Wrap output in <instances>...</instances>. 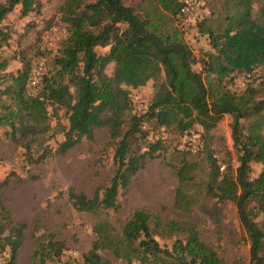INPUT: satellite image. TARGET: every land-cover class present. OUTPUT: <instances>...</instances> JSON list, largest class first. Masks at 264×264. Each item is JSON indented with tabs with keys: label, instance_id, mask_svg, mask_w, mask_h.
<instances>
[{
	"label": "trees",
	"instance_id": "obj_1",
	"mask_svg": "<svg viewBox=\"0 0 264 264\" xmlns=\"http://www.w3.org/2000/svg\"><path fill=\"white\" fill-rule=\"evenodd\" d=\"M209 1L219 2L217 14L211 12L196 26L211 48L197 58L175 22L181 0H63L60 21L67 34L49 57L37 91L27 92L31 63L24 56H20L21 67L9 75L10 83L0 87V96L10 99L0 106V126L8 127L6 135L25 149L29 163L65 155L83 139L92 140L97 129L108 132L114 164L108 181L91 195L73 189L66 195L76 210L94 217L93 240L81 264H110L103 250L127 264H264V98L259 97L264 94V3ZM17 5L22 16L40 8L39 0H4L0 25ZM8 37L0 26V47ZM97 48L107 50L98 53ZM110 63L109 75L105 68ZM196 63L200 70L193 68ZM4 65L0 61V69ZM256 66L262 69L257 86L231 89L238 72L249 73ZM148 81L154 87L150 102L143 113L133 112L130 92ZM60 110L67 120L65 138L53 149L47 140L59 131L51 119ZM224 114L233 116L236 165L207 155L209 168L203 175L190 160L174 166L173 205L180 216L164 219L139 208L121 226L107 218L119 208V191L163 148L161 139L146 142L143 151L140 146L132 148L134 139L146 136L147 130L141 129L145 122L181 134L200 125L206 150L210 132ZM255 164L260 170L252 175ZM201 197L233 203L249 242L246 263L226 262L200 238L191 213ZM0 217L1 233L4 220L10 218L1 199ZM25 227V222H11L7 233L0 234V251H9V258L0 264H14ZM156 236H174L171 248L161 246ZM37 240L31 264H66L60 262L66 249L63 240L53 233Z\"/></svg>",
	"mask_w": 264,
	"mask_h": 264
},
{
	"label": "rangeland",
	"instance_id": "obj_2",
	"mask_svg": "<svg viewBox=\"0 0 264 264\" xmlns=\"http://www.w3.org/2000/svg\"><path fill=\"white\" fill-rule=\"evenodd\" d=\"M4 0H0L2 2ZM130 3L133 0H125ZM40 8L27 15L20 14L17 5L1 22V27L9 34L7 42L0 47V61L4 67L0 69V87L10 83V74H15L21 67L24 56L32 64L38 58L44 62L45 70L49 67V57L59 48L66 36V25L60 21L59 7L63 0H39ZM264 3V0H261ZM219 2L200 0L195 9L196 20L183 25L182 19L175 21L184 32V39L191 46L197 58H201L211 46L207 36L201 35L196 24L203 18L217 14ZM257 9V5H254ZM214 14V15H215ZM48 28L47 25L50 22ZM107 48H97L103 53ZM193 68L200 70L196 63ZM113 64L106 66L105 71L111 74ZM250 78L246 80V72L240 71L231 82L232 90L240 91L246 84L257 86L261 80L262 69H252ZM152 81L130 92L133 112L143 113L152 96ZM36 88L27 87V92L34 93ZM259 97L264 98V94ZM10 102L9 96H0V106ZM1 110V107H0ZM233 116L224 114L216 127L210 132L209 147L204 150V132L200 125L185 132L178 133L174 129H164L153 122H145L141 129L147 130L144 138L132 141V148L156 140L158 136L163 148L156 151L155 157L146 161L145 165L131 179L129 185L119 191L117 211L106 214L116 226H121L134 209L143 208L156 213L164 219L181 215L173 205L174 191L177 183L175 167L184 159L195 162L197 170L206 173L209 168L207 155L216 157L219 162L230 161L236 165V153L231 138ZM243 122V121H242ZM54 135L47 140L53 149L65 138L64 128L67 125L62 111L51 119ZM7 126H0V199L9 212L10 218L4 220V236L11 222H25L24 240L18 249L14 264H31L32 254L37 246L38 237L45 233H53L55 238L63 240L66 246L60 262L81 264L82 255L89 249L93 240L92 224L94 217L76 210L66 198L69 189L91 195L99 184H105L114 170L113 147L108 145V132L105 128L95 131L92 140L83 139L79 144L62 156H48L40 162L26 161L20 146H16L6 135ZM137 136H139L137 134ZM193 143L198 147L196 152L189 148ZM260 165L253 166L252 175H256ZM191 218L196 222L200 238L212 245L226 262L240 259L248 261L249 242L245 232L239 226L235 206L232 202L215 203V199L201 197L195 204ZM2 218L0 217V223ZM161 246L171 248L174 236L155 237ZM102 256L110 264H127L114 257L109 251H101ZM9 258V251H0V263Z\"/></svg>",
	"mask_w": 264,
	"mask_h": 264
},
{
	"label": "built area",
	"instance_id": "obj_3",
	"mask_svg": "<svg viewBox=\"0 0 264 264\" xmlns=\"http://www.w3.org/2000/svg\"><path fill=\"white\" fill-rule=\"evenodd\" d=\"M183 2V7L180 12V16L182 19L183 25H189L196 20V12L195 9L200 5V0H181ZM45 71L44 62L42 59L38 58L35 60L30 67L29 70V79H28V86L32 89L38 87V84L41 80V77ZM250 73L245 74L246 80L250 78ZM155 139H160L158 136H155ZM191 147L189 148L191 151L196 152L198 147L193 144L189 143Z\"/></svg>",
	"mask_w": 264,
	"mask_h": 264
}]
</instances>
